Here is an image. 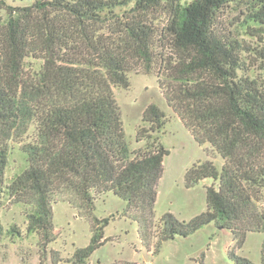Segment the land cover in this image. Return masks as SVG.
Masks as SVG:
<instances>
[{"label":"trees","instance_id":"trees-1","mask_svg":"<svg viewBox=\"0 0 264 264\" xmlns=\"http://www.w3.org/2000/svg\"><path fill=\"white\" fill-rule=\"evenodd\" d=\"M243 1L253 43L221 20ZM13 2L0 0V210L5 200L24 206L26 232L38 235L43 250L58 238L53 210L62 198L91 218V241L70 260L86 264L108 241L110 218L94 214L107 193L126 202L123 214L137 222L144 243L186 237L210 223L230 229L239 244L249 232L264 233V0ZM133 71L159 73L195 140L223 159L220 170L206 159L185 175L187 187L217 183L206 188L207 209L189 221L167 212L157 234V187L169 153L159 134L167 120L149 104L136 133L144 144L131 146L114 89L128 88ZM13 142L24 166L9 179ZM5 234L23 232L15 224L5 230L0 217V241Z\"/></svg>","mask_w":264,"mask_h":264},{"label":"rangeland","instance_id":"rangeland-1","mask_svg":"<svg viewBox=\"0 0 264 264\" xmlns=\"http://www.w3.org/2000/svg\"><path fill=\"white\" fill-rule=\"evenodd\" d=\"M246 6L245 1L232 4L223 11L221 20L228 29L253 43V37L246 34L248 29L242 23L245 20L242 11L247 12ZM4 16L5 13L0 9V18L4 19ZM159 76V73L133 71L129 73L128 88L114 89L122 111L126 136L133 148L144 144L136 141V133L142 124L145 108L156 103L166 114L167 121L159 137L169 153L164 157L163 174L157 187L154 220L156 234L160 219L167 212L173 213L181 221H189L207 209L206 188L217 183L209 178L187 187V170L206 159H212L219 170L223 164V159L214 150L207 151L211 148L209 144L202 145L195 140L167 100L165 89L160 85L162 77ZM13 147L7 169L9 179L24 166L20 144L13 142ZM125 206L126 202L113 193L99 197L94 214L98 218H110L105 228L108 241L94 251L86 264H124L131 261L153 264H237L230 258L231 251L249 258L255 264H264L262 232L247 233L244 242L239 244L230 229L210 223L186 237L177 236L173 240L158 243V237L154 236L149 243H144L137 222L123 214ZM0 217L5 230L15 224L23 232L20 238L5 234L0 241V264H40L41 259L45 264H72L70 260L76 248L87 246L93 236L90 216L79 213L62 198L54 204L53 210V223L58 238L44 250L40 247L38 235L26 232L27 210L24 206L5 200Z\"/></svg>","mask_w":264,"mask_h":264}]
</instances>
